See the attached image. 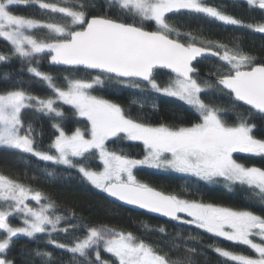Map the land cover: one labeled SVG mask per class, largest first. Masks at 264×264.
<instances>
[{
  "label": "snow or ice",
  "instance_id": "6c2138e0",
  "mask_svg": "<svg viewBox=\"0 0 264 264\" xmlns=\"http://www.w3.org/2000/svg\"><path fill=\"white\" fill-rule=\"evenodd\" d=\"M252 8L264 10V0H246ZM19 5L37 6L49 20L16 15ZM90 0L75 3L47 0H0V40L10 46L8 55L21 62V70L44 83L51 94L40 97L26 91L21 80L2 79L12 85L0 91V148L18 150L39 161L64 169H75L92 187L126 205L156 213L178 225H191L234 245L245 246L255 256L215 247L224 264H264V216L210 203L181 198L158 191L136 178L134 170L152 168L180 173L206 184L238 185L250 200L264 204V169L247 167L235 153L264 157V139L254 136L252 118L264 120V62L220 41L181 33L169 21L172 16L204 17L224 26L247 27L264 34V23L243 21L209 6L205 0H107V11L94 14ZM171 14V15H170ZM129 19L132 22H129ZM57 20L61 22H56ZM154 24V30L148 25ZM37 32H43V37ZM217 65L209 70L214 81H200L199 66L204 61ZM41 61L65 71H84L87 77L65 76L64 84L39 67ZM159 70H168L161 85ZM106 81L175 98L197 114L189 126H169L142 122L119 104L94 94ZM216 88L230 97L232 107L246 106L245 117L226 122L225 108L205 102L202 94ZM135 102V101H134ZM64 106L86 124L70 133L65 130ZM143 107V104H141ZM46 117L55 130L47 150L36 144V131L25 115ZM139 142L142 159L132 158L109 142ZM96 166L93 167V163ZM53 171L47 176L52 177ZM34 201L35 206L29 203ZM57 214L55 202L43 192L0 174V264H15L8 252L15 239L47 236V244L71 254L74 264H109L101 249L114 257L112 264H193L194 247L187 255L172 259L131 232L107 225L83 226ZM10 217H18L14 226ZM63 223L64 226H61ZM83 229L82 235L76 231ZM165 233L164 228L159 229ZM72 235L62 243L54 234ZM179 233L169 251H179ZM189 236V239H196ZM43 264H54L51 252L37 249ZM94 255V260H93Z\"/></svg>",
  "mask_w": 264,
  "mask_h": 264
},
{
  "label": "trees",
  "instance_id": "16d2710c",
  "mask_svg": "<svg viewBox=\"0 0 264 264\" xmlns=\"http://www.w3.org/2000/svg\"><path fill=\"white\" fill-rule=\"evenodd\" d=\"M47 2H67L71 4L75 3V0H47ZM90 3L94 5L90 9L94 14H102L107 11V0H90ZM205 3L243 21L246 25L264 23V11L250 7L246 2L239 0H205ZM13 12L16 15L29 18L46 21L50 19L48 15L42 14L37 6L19 5L13 8ZM56 22L61 21L57 20ZM129 22L132 21L129 19ZM169 22L178 28L181 33L191 32L207 40L228 44L229 47L237 46L243 52L255 57L257 62H264V34L262 33L254 32L247 27L224 26L208 18L188 15L172 16ZM148 28L153 30L151 23ZM37 35L43 37L44 33L37 32ZM0 53L5 55L10 53V46L3 40H0ZM39 67L41 70L49 72L60 85L64 84L65 76L87 77L84 71H65L62 68L51 67L46 62L40 64ZM215 67L217 65L212 61H204L199 66V76H207L209 81H214L215 77L209 75V70L215 69ZM5 72L10 73V79L21 80L23 82L21 86L33 95L46 97L51 94L47 86L31 77L26 68L21 70V62L15 57H11L8 62H0V91L12 87L11 84L2 79ZM169 76V74L159 71V83L161 85L166 84ZM140 92L107 81L105 87L97 89L94 94L119 104L133 117L153 126L159 124L189 126L193 122H198L197 114L185 104L150 91H143L145 93L143 96L140 95ZM202 97L205 102H212L214 106L235 111V108L229 103L231 98L216 88L208 90V94H202ZM141 104H143V107H141ZM64 110L66 112L64 121L66 131L70 133L76 127L83 128L85 126L86 123L78 120L70 108L64 106ZM224 118L226 117L224 116ZM25 120L32 123L36 131V146L39 149L47 150L55 131L51 127L50 121L39 114L33 115L31 113L25 115ZM253 123L256 125L253 131L254 136L258 139H264V120L254 118ZM109 147L116 151L122 150L125 154L136 159L141 158L144 151L141 144L125 141L109 142ZM244 165L264 169V159L250 163L245 162ZM95 166L96 162L93 163V167ZM48 171H53L54 175L48 177ZM0 174L29 185L34 190L43 192L55 202L57 214L65 215L71 219L74 213V222L78 225L94 227L107 225L109 228L119 231L131 232L139 239L151 244L157 251L168 254L172 259L187 255L185 246L196 249V253L191 257L193 264H224V258L213 250L215 247L255 256V253L245 246L234 245L222 238L214 237L203 230L196 229L194 226L178 225L176 221L165 222L144 212L132 211L122 207L108 200L103 192L87 183L75 169L53 166L17 150L0 148ZM134 174L142 183H146L166 194H176L184 199L231 207L236 210H248L254 214L264 216V204L250 200L246 190L241 187H237L233 191H226L221 187L210 186L193 178L144 169H137ZM61 226H64L63 223ZM160 228H164L166 232L160 233ZM177 233L180 234L179 251H169L173 247L172 241L177 239ZM82 234V228L76 231V235ZM190 235L197 238L189 239ZM54 238L62 243H70L73 236L60 233L54 234ZM14 239L15 243L11 245L7 255L10 260L15 261V264H43V261L34 254L37 249L51 252L54 264H74L70 253L57 249L54 245L47 244V236L35 241L26 237ZM101 258L108 261L109 264H112L115 259L102 250Z\"/></svg>",
  "mask_w": 264,
  "mask_h": 264
},
{
  "label": "rangeland",
  "instance_id": "374dc122",
  "mask_svg": "<svg viewBox=\"0 0 264 264\" xmlns=\"http://www.w3.org/2000/svg\"><path fill=\"white\" fill-rule=\"evenodd\" d=\"M238 1V0H237ZM239 1H243V2H246V0H239ZM247 3V2H246ZM152 25V29L154 30V24H151ZM43 62H46L47 63V61H41V63L40 64H43ZM205 80H209L208 79V77L207 76H200V81L201 82H203V81H205ZM107 82V81H106ZM113 84H116V83H114V82H112ZM116 85H118V84H116ZM119 86H121V87H124V88H128V89H132V90H136V91H141V89H136V88H132V87H125V86H122V85H119ZM212 89H214V88H211V89H209V90H212ZM143 91L145 92V91H150V92H152L150 89H147V88H145V89H143ZM153 93H155V92H153ZM155 94H157V95H160V96H163V95H161V94H158V93H155ZM163 97H166V98H170V99H174V100H177V99H175V98H171V97H167V96H163ZM177 101H179V102H181V103H183L182 101H180V100H177ZM184 104V103H183ZM186 105V104H185ZM187 106V105H186ZM65 107H68V108H70L69 106H65ZM187 107H189V106H187ZM191 109V108H190ZM71 111H72V113H73V110L71 109ZM194 111V110H193ZM76 117V116H75ZM78 120H81V121H83L82 119H80L79 117H76ZM84 123H86V121H84ZM125 142H128V141H125ZM130 143H139V142H130ZM140 144V143H139ZM142 145V144H141ZM142 147H143V145H142ZM18 151V150H17ZM143 154H144V151H143ZM235 154H238V153H235ZM260 157V156H259ZM143 158V156L141 157V158H139V159H142ZM139 169H144V170H149V171H154V172H160V173H170V174H176V175H180V176H183L182 174H180V173H176V172H172V171H163V170H156V169H152V168H147V167H144V168H138V170ZM137 169H135L134 170V172L136 171ZM193 179H195V178H193ZM202 182V181H201ZM204 183V182H203ZM206 184V183H205ZM207 185H210V186H218V187H221V188H223V189H225L226 191H233L235 188H237V187H240V186H238V185H235V186H232V189L231 190H229V187L228 186H226L224 183H218V184H207ZM29 203L30 204H32L33 206H35V202L34 201H29ZM10 221H11V223L14 225V226H20L21 225V221H20V219L18 218V217H10ZM102 250V249H101ZM103 251V250H102ZM104 252V251H103ZM108 254V253H107ZM93 258H94V255H93Z\"/></svg>",
  "mask_w": 264,
  "mask_h": 264
},
{
  "label": "flooded vegetation",
  "instance_id": "af4514ba",
  "mask_svg": "<svg viewBox=\"0 0 264 264\" xmlns=\"http://www.w3.org/2000/svg\"><path fill=\"white\" fill-rule=\"evenodd\" d=\"M199 75H200V73H199ZM234 108H235V111L227 110L225 112H222V113H224L222 115L226 117L225 118L226 122H230V124L238 122L237 121V116L245 117V114H246V111H247L246 107H240L238 105L236 107H234ZM251 122L252 123L254 122V118H252ZM234 158H236L237 161L239 163H242V164H245V162L246 163H250V162H254L256 160L264 159V157L250 156V155L244 154V153L234 154Z\"/></svg>",
  "mask_w": 264,
  "mask_h": 264
},
{
  "label": "water",
  "instance_id": "95a60500",
  "mask_svg": "<svg viewBox=\"0 0 264 264\" xmlns=\"http://www.w3.org/2000/svg\"><path fill=\"white\" fill-rule=\"evenodd\" d=\"M257 9H258V8H257ZM262 11H264V10H262ZM47 64H48V63H47ZM48 65L51 66V67H56V66H52V65H50V64H48ZM56 68H62V67H56ZM62 69H63V68H62ZM159 71H162V72H165V73L171 75L170 72H169L168 70H159ZM244 107H246V106H244ZM103 194H104V196H105L108 200H110V201H112V202H114V203H116V204H118V205H120V206H122V207H125V208H127V209H129V210L137 211V212H144V213H146V214H148V215H150V216H152V217H154V218L160 219V220L165 221V222H173V221L169 220L168 218L163 217V216H161V215H159V214H156V213H150V212H147L146 210L139 209V208H137V207H135V206L126 205V204H124V203L121 202V201H117V200H116L115 198H113V197H109V196H107L106 193H103Z\"/></svg>",
  "mask_w": 264,
  "mask_h": 264
}]
</instances>
